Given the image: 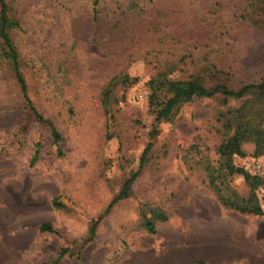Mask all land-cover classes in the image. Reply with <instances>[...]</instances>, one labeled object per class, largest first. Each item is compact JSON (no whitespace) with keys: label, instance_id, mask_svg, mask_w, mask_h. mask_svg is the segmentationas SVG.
Instances as JSON below:
<instances>
[{"label":"rangeland","instance_id":"obj_1","mask_svg":"<svg viewBox=\"0 0 264 264\" xmlns=\"http://www.w3.org/2000/svg\"><path fill=\"white\" fill-rule=\"evenodd\" d=\"M6 3L27 94L60 140L25 107L0 41V264H264V213L223 205L250 195L226 164L255 173L264 163L263 97H194L168 119L154 113L171 94L165 79L238 88L264 78V0ZM242 117L253 127L226 157ZM255 192L262 199L264 181ZM44 221L55 231L40 232Z\"/></svg>","mask_w":264,"mask_h":264},{"label":"trees","instance_id":"obj_2","mask_svg":"<svg viewBox=\"0 0 264 264\" xmlns=\"http://www.w3.org/2000/svg\"><path fill=\"white\" fill-rule=\"evenodd\" d=\"M262 23H264V19H262V16L264 17V9H259ZM251 18H256V14L254 12L248 13ZM8 19V12H7V3L6 0H0V41L2 43V56L8 61V64L10 68L14 72V76L16 79V84H18L19 93L22 95V99L25 103V107L34 114V116L40 121L45 122L50 127V134L53 139V142L58 143L60 140V135L58 130L53 126L52 122L44 117L41 113L37 111V109L34 107L32 101L30 100L27 91H26V83L25 79L23 77L22 71L20 69L19 59H18V51L15 48L14 42L10 36L9 33V23ZM153 82V81H151ZM155 87L152 88V93L150 97L155 96V89L159 88L160 83L154 82ZM162 85H167V89L171 93L170 96L166 99V101L161 104L160 108L154 109L155 113V120H161V119H168L172 116L174 109H176L181 104L190 101L194 97H211L215 94H223L227 96L228 98H234L239 99L243 96H245L248 92L254 91L258 96L263 97L262 98V107H263V113H264V78H262L259 82L255 83H249L242 85L238 88H231L228 85L224 83H214L211 86H207L204 81L198 77L191 75L186 79H170L166 80L162 83ZM247 115H244V118ZM253 127L252 123L248 119H244L242 117V120H240L237 123L236 131H234L233 136H231L225 145L220 146V152L222 155L228 157L229 155L233 153H240V140L241 136H244V133L251 132V128ZM240 135H239V134ZM255 133H264V128L262 132L259 130H256ZM261 138V141L264 143V134ZM148 151V147H146L142 153V159L143 160L145 154ZM39 155V144H36V151L34 152L31 163L35 162L38 159ZM226 168L229 173H233L235 171L241 172L244 176V179L247 181L249 188H250V195L247 198H238L236 196L230 197L228 199L223 200V205L229 208H232L234 210L239 211L240 213L246 214H253V215H262L264 213L261 200L264 202V193L262 195V199H259L255 190L259 186L262 181H264V174L260 173H251L249 171H244L242 169H238L233 167L230 163L226 164ZM249 172V173H248ZM138 171L134 174H132L129 178H127L121 188V190L118 192L117 195H115L112 200L109 202V204L106 206L104 212H108L109 209L112 207V205L124 198L127 197L129 187L132 182H134L135 178L137 177ZM57 205V203H54ZM154 213L158 216H160L161 220L166 219V215L162 213L157 208L153 209ZM142 223L144 227L149 232L155 231V224L150 219L147 218L145 215L142 217ZM97 225V220L90 223L89 229H88V235L89 237H93L95 234V227ZM38 230L40 232H54L53 225L50 221H44L40 223ZM66 249L62 248L60 250L59 256L56 259L59 260L63 254H65ZM196 264H204L203 261H197Z\"/></svg>","mask_w":264,"mask_h":264},{"label":"built area","instance_id":"obj_3","mask_svg":"<svg viewBox=\"0 0 264 264\" xmlns=\"http://www.w3.org/2000/svg\"><path fill=\"white\" fill-rule=\"evenodd\" d=\"M254 167L256 168V173L264 174V163L261 160L255 162Z\"/></svg>","mask_w":264,"mask_h":264}]
</instances>
